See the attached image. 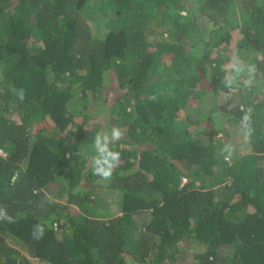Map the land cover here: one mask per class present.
Wrapping results in <instances>:
<instances>
[{
	"label": "trees",
	"instance_id": "16d2710c",
	"mask_svg": "<svg viewBox=\"0 0 264 264\" xmlns=\"http://www.w3.org/2000/svg\"><path fill=\"white\" fill-rule=\"evenodd\" d=\"M0 152V264H264V0H0Z\"/></svg>",
	"mask_w": 264,
	"mask_h": 264
},
{
	"label": "clouds",
	"instance_id": "9594fccd",
	"mask_svg": "<svg viewBox=\"0 0 264 264\" xmlns=\"http://www.w3.org/2000/svg\"><path fill=\"white\" fill-rule=\"evenodd\" d=\"M231 72L223 78V84L227 88L233 87V85H239V77L242 73L247 71L248 73L255 72V66L246 64L245 61L239 56L234 55L230 60ZM244 86L249 87L251 85V79L244 80ZM14 93L19 96L20 100L24 99V91L22 89L16 90L12 89ZM154 97H150L153 99ZM244 111L243 109H241ZM251 110L244 112V115L241 118L242 128L245 141H248L254 131L251 125ZM123 133L119 127H112L110 131H100L97 132L94 140L93 147L95 154L92 156V171L94 175L101 177L103 180H110L112 172L115 167L119 166L120 153L114 151L110 145L114 144L122 137ZM233 151V146L231 144H225L222 152L228 153L231 156ZM227 158V157H226ZM0 219L6 220L9 223H13L14 218L8 214V212L0 208ZM32 238L39 241L45 235V226L42 223H37L34 225L31 232Z\"/></svg>",
	"mask_w": 264,
	"mask_h": 264
},
{
	"label": "rangeland",
	"instance_id": "374dc122",
	"mask_svg": "<svg viewBox=\"0 0 264 264\" xmlns=\"http://www.w3.org/2000/svg\"><path fill=\"white\" fill-rule=\"evenodd\" d=\"M191 1V0H190ZM188 5H190V4H188ZM181 13L184 15L186 12L185 11H181ZM96 22H97V20H96ZM96 25H98V23H95ZM232 34L235 36V31H233L232 32ZM188 43H190V41L188 40L187 42H186V44H188ZM195 51V50H194ZM197 52V51H196ZM195 54H198V53H195ZM111 82V83H110ZM105 85H106V87H105V94H104V96H106V98H107V102H106V104H110V103H112L113 102V100L115 99V97L118 95L119 96V93H118V90L115 88V78H114V76L113 77H111V80L110 81H108L107 83H105ZM117 96V97H118ZM211 97H209V100H211L210 99ZM220 101V100H219ZM215 102H217V98L215 99L214 98V103ZM208 104H209V101L208 100H204L202 103H201V109H202V111L203 112H206L207 110H208ZM222 103L221 102H218V105H221ZM102 121H101V123H103V126L105 125V119H106V117H103V119H102V116H98ZM100 121V120H99ZM227 126V128L229 127L230 129H231V131H232V129H233V125H231V126H229L228 124L226 125ZM235 133V134H234ZM240 132L237 130H235V132H231V135L233 136V138L235 137V140H236V142H239V138H240V136H238L237 134H239ZM221 135V133L219 132V135L218 136H220ZM231 140L232 138H228V140ZM244 144H246V143H244ZM237 145H240V147L242 148L243 147V150L245 149V145H243V143H241V142H239ZM1 153V152H0ZM227 158H225L226 159V161L228 162V163H231L232 164V159L229 157V156H226ZM108 202V201H107ZM196 246H198V245H196Z\"/></svg>",
	"mask_w": 264,
	"mask_h": 264
}]
</instances>
